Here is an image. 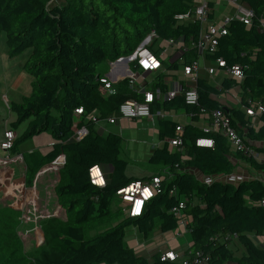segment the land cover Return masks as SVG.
<instances>
[{
    "label": "trees",
    "instance_id": "16d2710c",
    "mask_svg": "<svg viewBox=\"0 0 264 264\" xmlns=\"http://www.w3.org/2000/svg\"><path fill=\"white\" fill-rule=\"evenodd\" d=\"M238 1L254 11L251 25L233 20L228 34L218 38L216 50L206 53L205 59L211 63L223 60L226 68L241 67L242 80L225 78L218 90L208 79L198 78V105H187L183 96L154 104L153 112L184 110L193 123L184 128L183 152H172L164 143L149 159L150 165L161 166V170L133 176L128 174L131 163L121 158L122 138L101 135L96 124L84 118L117 116L121 104L131 99L142 102L144 95L131 91L129 81H123L115 95L106 96L98 81L103 75L100 69L132 55L151 34L158 38L150 46L155 52L158 40L180 41L187 51L174 63L164 61L166 73L153 84L154 89L167 92L164 78L175 75L179 61L189 65L199 57L194 44L202 32L200 22L193 17L187 21L179 18L194 15L195 0H0V36L6 35L11 57L29 50L25 67L33 77L31 94L9 105L16 115L12 131L28 123L11 153L23 156L28 187L34 186L43 168L61 155L66 158L52 187L63 218L44 225L46 245L37 255L26 251L32 235L20 233V212L0 207V264H184L181 260L162 261L160 253L139 256L125 245L132 226L146 239L156 228L164 233L177 230L178 220L171 210L184 200H188L183 212L190 222L191 242L184 255L185 259L189 256L186 264H202L204 258L208 260L205 264H264V248L259 245L264 237V182L249 179L238 184H206L197 177H229L241 163L264 172V161L235 155L223 135L206 134L195 124L203 112L224 110L233 128L264 159V112L256 117L247 114L248 109L264 105V0ZM210 9H214L213 2ZM134 70H138L136 65ZM234 87H239V109L224 108L213 98ZM81 108L84 115L79 126L85 125L89 133L76 142L74 121ZM158 124L160 141L175 135V121L159 118ZM44 132L54 140L49 152H21L24 142ZM199 139H212L214 147H198ZM234 156L239 161L236 165L231 160ZM94 166L112 167L105 187L91 183L89 171ZM154 177L162 178L161 190L147 203L141 217L131 218L113 208L119 190ZM123 215L125 218L115 224ZM108 224L113 225L104 228ZM226 235H237L239 248H230L231 242L221 239Z\"/></svg>",
    "mask_w": 264,
    "mask_h": 264
},
{
    "label": "built area",
    "instance_id": "2783aa9c",
    "mask_svg": "<svg viewBox=\"0 0 264 264\" xmlns=\"http://www.w3.org/2000/svg\"><path fill=\"white\" fill-rule=\"evenodd\" d=\"M212 1L220 2L223 0H201L194 8V15L190 14L179 16L181 20L187 21L191 17L197 19L202 27V32L199 40L194 47L197 49L199 56H205L206 53H213L216 50L218 45V38L228 34V25L233 21L237 20L242 22L245 25H251L254 18V11L249 8L247 5L240 3L238 0H228L230 3H233L235 6L234 13L231 16H226L223 21L218 24L211 15L215 12V7L213 11L210 9V3ZM215 6V3H214ZM262 30L264 31V18L262 21ZM155 39H158L155 34L148 36L136 49V51L127 57H121L115 61L108 63V70L102 76L98 77L99 83L102 85L103 92L107 96H112L117 93L116 85L123 81H129V88L131 91H134L138 94H143V101H137L134 99L127 100L120 105L118 115L110 117L107 121L111 124H114L118 119H152L158 117L161 119H167L170 114L164 112V110H158L153 112L152 107L154 104L162 105L167 101H171L178 96H183L185 103L187 105L196 106L199 103V94L197 91V82L199 78V72L201 70L199 60L193 61L189 65H184L182 60L179 61L181 65L182 72L187 77L186 81L183 84H177L173 89L167 88V92H163L161 88H155L151 91H146L145 86L138 83V79L141 74L151 73V72H166L165 64H168L169 60L163 58L164 53L168 47H176L179 50V53L184 54L187 49L182 48L181 42H176L175 40H169L166 43V47L157 48V52L150 49V46L154 43ZM157 41V40H156ZM161 41L158 40L157 43ZM156 43V44H157ZM160 52V53H159ZM199 58V57H198ZM165 61V64H164ZM216 66L213 68H207L205 71L212 75L216 70H224L232 79L242 80L244 76L243 69L239 66L226 68L225 62L219 60ZM134 65L137 66V71L134 70ZM169 85H167L168 87ZM264 112V105L259 104L257 109L250 108L247 110V114L251 117H256L258 114ZM78 115L75 118L74 126L77 127L76 133L74 135V141L80 142L88 136V128L85 125H81L82 116L84 115L83 109L76 110ZM208 114V119L205 122V125L202 127V131L206 134L218 132L223 135L233 153L235 155L240 154L244 157L253 158L258 161H264L262 156L255 151L250 145L246 143V138L240 136L236 129L233 128L230 116L225 113L222 109H215ZM85 121H92L95 124L98 123L99 117L96 115H90L84 118ZM184 127L177 126L175 129V135L173 137L167 138L166 143L170 148L183 152L184 150V141H183ZM17 136L11 129L6 130L4 133V140L0 144V148L5 151V161L10 163L13 159L17 165L25 167L23 156L21 154L13 155L11 149L13 143L16 140ZM214 141L212 139H199L196 142L198 147L203 148H213ZM232 162L236 165L238 164V159L236 156L231 157ZM66 163V158L64 155L59 156L52 164L43 168L37 175V179L32 188L35 189L37 180L42 174L58 169L59 171L63 168ZM26 174V167H25ZM59 175V173H58ZM90 181L93 185L97 187H105L108 179L105 175V172L102 166H94L89 171ZM231 177V176H229ZM228 177H216L211 179V183L214 181H220L226 183ZM251 179H257L252 176ZM162 184V178L154 177L149 182H135L119 190L116 194L117 200L120 202V208L124 214L131 218L141 217L145 211V207L148 202H150L158 193H160ZM171 195H174V191L170 192ZM36 199V197H35ZM188 200H184L179 203V205L171 210V214L178 220V228L174 231L176 238H181L185 235L190 234L189 229V220L185 216L183 210L186 208ZM31 208L33 209L27 211L29 217L21 216L19 218L20 222H23V219L27 221L34 222L36 221L37 205L33 200L31 202ZM264 206V200L262 201ZM25 208V207H21ZM138 208V211H137ZM26 215V214H25ZM33 218V221L31 219ZM22 234V233H21ZM30 234V233H29ZM23 235V234H22ZM28 234L23 235L26 237ZM223 241L236 242L237 235H226L221 237ZM162 261H177L181 260L186 264L189 256L185 259L184 256H180L174 252L160 253ZM199 256V255H198ZM208 260L202 259V264H205ZM197 262V261H196Z\"/></svg>",
    "mask_w": 264,
    "mask_h": 264
},
{
    "label": "crops",
    "instance_id": "0c3cea01",
    "mask_svg": "<svg viewBox=\"0 0 264 264\" xmlns=\"http://www.w3.org/2000/svg\"><path fill=\"white\" fill-rule=\"evenodd\" d=\"M199 1L201 2V0H199ZM212 2L215 3L214 7H215V12H216V13H214V16L212 18L218 24H220L226 16H229V15L231 16V14L234 13V11H235V6L233 5V3H230L228 0H223L220 2H216V1H212ZM199 3H197L195 0V6ZM164 44H165V46H162ZM163 47H166V43L160 44V49ZM168 48H170L169 49L170 52L167 53L166 57H164V55H163V58L165 60H169V62H171V58L175 54L179 55V57L171 63H174V62L181 59L180 56L182 54L179 53V50H177L178 48H176V47H168ZM166 51H167V49H166ZM198 60H199L200 67H201V70L199 72V78H207L206 76H202L201 72L202 73L205 72L206 75H209L205 71V69L213 68L214 66L217 65V63H215V62L211 63V62L207 61L205 59V56H203V55L199 56ZM6 67H7L6 65H3V67H2V70L4 72H7ZM107 70H108V66H107ZM222 71H224V70H222V69L216 70L217 73H221ZM162 73L165 74L166 72L158 71V72L141 74V76L138 79V83H141V84L144 83V85L146 84V86H145L146 91H151L154 89L153 84H154L156 78ZM214 74H215V72L212 74V76H214ZM6 77L8 78L7 74H6ZM186 79H187V77L182 72L181 65H180V68L175 73V75H173V76L170 75V76H167L164 78V83L166 85H169L168 88L173 89L177 84H180V85L183 84L186 81ZM228 79H232V78H228ZM4 80H5L4 83H0V144L4 140L5 131L9 130L10 124L16 120V115L11 112L9 105L12 102H16L17 100H16V98H14V96L11 95L13 87L10 86V84H8V81L5 78H4ZM149 86H151V90L148 89ZM116 87H117V85H116ZM234 88L239 89V87H234ZM221 89H222V85H221V88L218 90H221ZM8 94L14 99L13 101L10 100V98H9L10 96ZM217 96L218 95L213 96V98L216 101H217ZM237 100L240 104L238 96H237ZM240 106H241V104H240ZM4 108H6V110H9L14 116L9 115L7 121L3 122L2 114H3ZM179 111H176V110L164 111V112H167L168 114H170L166 120L175 121L176 123H178V126L180 125V126H183L184 128L186 125H191L193 123L192 116L186 114L184 110H183L184 114L179 115ZM98 117H99V121H98V123H96V129H97L98 133H100L101 135H108V134L119 135L123 140V149H124V154H125V160L129 161L131 163L132 167L138 166V165L141 166V164H144V167L146 165L149 166V159H150L154 149L162 147L164 145V143H166L167 138L163 142L160 141V138H159V124H158L159 118L158 117H154L152 119H136V120L118 119L114 124H111L107 121V119L110 117L101 118L100 115ZM111 117H114V116H111ZM207 119H208V114H202L199 116V120L196 121L195 124L200 126V128L202 129V127L205 125V122L207 121ZM14 133L16 134L17 137L20 136L19 133L17 132V130L14 131ZM53 144H54V142L52 143V145ZM52 145H51V147H52ZM51 147H50V149H51ZM32 149H30V152L35 151ZM123 149H122V151H123ZM170 149L172 152L176 151L172 148H170ZM41 152L44 153L43 151H41ZM22 153H24V152H22ZM5 156H6L5 151H3L0 148V207L1 208H13L16 210L18 208H21V207H28V209L32 211L33 209L31 208L30 204L34 200L37 207L40 208V206L42 204H44V201L46 198V191L49 188V186L46 184V183H48V178H45V180L42 181L41 187L44 189V192L42 189L41 190L39 189L38 193L34 194L33 193L34 189L32 190L33 187H28L26 185V174H25V170H24L25 167H23L21 165H17V163L14 161V159L10 163L6 162L4 160ZM242 164L243 163H241L240 168L238 170H236L233 175H231L235 178V184L240 183L242 180L245 179V177L250 176L251 174L257 175V173H258V172H255L254 170H252L251 168H249L248 166H246V164H243V166H242ZM102 167L104 168L103 170H104L105 175L108 179L109 175L112 173L113 169L111 166H102ZM259 175L262 178L261 180L264 182V172H260ZM57 181H56V183H57ZM53 186L50 187V190L48 189V191H49L48 193L51 194L52 198H53V194H52V191H53L52 187ZM35 197H36V199H35ZM117 203H119L118 209H121L119 200H117V202H115V204H117ZM53 204L55 205L56 212L58 210H60V208L57 205L56 199H55V203L53 201ZM118 209H115V210H118ZM136 230L137 231H134L135 233H133L132 237H129L127 240L125 238V245L129 248H132L137 254H140V252L145 251V253H143V255H139V256H146L149 258L155 253L174 252V253L179 254L182 257L185 255L186 251L189 249V247L191 245V242L189 239L190 234L185 235L181 238H176V236L172 238L171 237L172 233L171 234L164 233L160 230L161 233H159V234H161L165 238V242L164 243L162 242L160 244L156 243L155 237H157L158 235H154V237L151 238L150 237L151 234H150L149 238L146 239L144 237L145 240H147L146 242L149 243L150 248L143 249V245L140 242V239H141V236L139 235L140 232L138 231L137 228H136ZM30 234L32 235V241L31 242H32V246L34 248L33 244L35 241V237L32 233H30ZM126 237H127V235H126ZM148 240H149V242H148ZM133 241L136 242V245ZM133 243H134V246H132ZM259 244L264 248V237H263V239L259 240ZM187 246H188V248H186Z\"/></svg>",
    "mask_w": 264,
    "mask_h": 264
},
{
    "label": "rangeland",
    "instance_id": "374dc122",
    "mask_svg": "<svg viewBox=\"0 0 264 264\" xmlns=\"http://www.w3.org/2000/svg\"><path fill=\"white\" fill-rule=\"evenodd\" d=\"M196 2L199 3L200 1L196 0ZM160 44H163V43H161V42L157 43L155 48L156 49L160 48ZM162 46H165V44ZM169 49L170 48H167V51L164 53V57H166L167 53L170 52ZM29 53L30 52L28 50L24 54H20V55L11 57L8 54V49H7V44H6V35L4 33L1 34V36H0V83L5 82L4 78L8 81V84H10V86L13 87L11 95L14 96V98H16V100H17L16 102H20L23 97L29 96L31 94V83L33 81V77L30 75V73L28 72V70L25 67ZM178 57H179V55L175 54L171 58V62L175 61ZM3 65L7 66L6 67L7 72H4L2 70ZM107 66H108V64H104L102 66V68L100 69V72H102V73L107 72L106 71ZM6 74H7L8 78L6 77ZM201 75L206 76L207 77L206 79H208L210 81V83L218 89L221 88L222 82L224 81L225 78H231L230 76H228V74L225 71H222L221 73L215 72L214 76L206 75L205 72H203V73L201 72ZM148 89L151 90V86H149ZM237 96L239 97V89L238 88H232L229 91H226V92L218 95L217 101L220 102L224 106V108H229V109L230 108L231 109L237 108V109H239L241 106L237 100ZM9 98L11 101L14 100L11 96ZM183 114H184L183 110H180L179 115H183ZM9 115L14 116L9 110H6V108H4V111L2 114L3 122L7 121ZM27 125H28V123L26 122L19 127V129L17 130L19 135H21L24 132V130L27 128ZM9 127L11 128V124ZM53 142H54V140H53L52 136L48 132H44L42 134L34 136L32 139H29L26 142H24L21 145L20 150L22 152H30V149L33 148L32 150H38L39 149V150L43 151L44 153H47V152H49L50 147H51ZM121 158L125 159L124 149L121 153ZM157 170H161V166L156 167V166H152L149 164V166L146 165L144 167V164H141V166L140 165L133 166V167L130 166L128 168V174L129 175L132 174L133 176H145V175L152 174V173H154V171H157ZM58 173H59V170L56 169V170L48 171V172L42 174L41 176H39L33 193L34 194L38 193L39 189L40 190L42 189L44 192V189L41 186H42V181L45 180V178H48V183H46V184L49 186L48 189L50 190V187L55 185L56 181L58 180ZM252 176H254L260 180L262 179L261 176L259 175V173H257V175L251 174L250 176L245 177L244 180H249V179H251ZM197 177L200 180L204 181L206 184H210L211 179L216 178V177H205V176H202L199 174H197ZM229 182L235 184V178L233 176L228 177L226 179V183H229ZM48 189L46 191V198H45L44 204H42L40 206V208L39 207L37 208V213H36L37 219H36V221L31 222V221H27L26 219H23V222H20V226H19L20 233H22L23 235L32 233L35 237V241L33 244L34 248L32 246V242L30 244V241L26 245V251L31 256L37 255V253L42 248H44V246L46 245V239H45L44 232H43L44 225L54 218H63V213H61L60 210H58L56 212L55 205L53 204V201L55 203L54 195L52 198L51 194L48 193L49 192ZM118 206H119V203L114 204L113 208L118 209ZM17 210L20 212V217L23 215L26 217H29V215H27V211L29 210L28 207L18 208ZM124 218H125V215L121 216L120 218L115 219L114 223L116 224L119 221L123 220ZM31 219L33 221L32 217H31ZM156 223H158V222L156 221ZM112 225L113 224H108L104 228H110ZM134 231H137L135 227H133V226L129 227L128 232L126 234L127 235L126 240L129 237L133 236V233H135ZM159 233H161L160 230H158V228H156L153 230L150 237L152 238V237H154V235H158L157 237H155L156 243H158V244H160L162 242L164 243L165 238ZM167 233H169V234L172 233L171 237L172 238L175 237L174 232H167ZM139 235L141 236L140 242L143 245V249L150 248L149 243H147L146 242L147 240H145V238H144V235L141 233H139ZM133 242L136 245V242L135 241H133ZM148 242H149V240H148ZM256 242L258 243V239H256ZM134 243L132 246H134ZM229 245H230V248H233V249H235L237 247L239 248V245L237 242H231ZM260 247H262V246L260 245ZM186 248H188V246ZM143 253H145V251L140 252V254H138V255H143ZM241 253H242V251L240 250V252L238 254L241 255Z\"/></svg>",
    "mask_w": 264,
    "mask_h": 264
},
{
    "label": "snow or ice",
    "instance_id": "6c2138e0",
    "mask_svg": "<svg viewBox=\"0 0 264 264\" xmlns=\"http://www.w3.org/2000/svg\"><path fill=\"white\" fill-rule=\"evenodd\" d=\"M137 211H138V208H137Z\"/></svg>",
    "mask_w": 264,
    "mask_h": 264
}]
</instances>
